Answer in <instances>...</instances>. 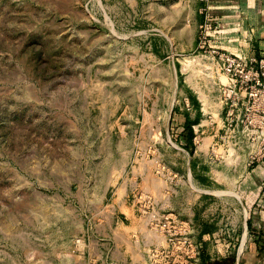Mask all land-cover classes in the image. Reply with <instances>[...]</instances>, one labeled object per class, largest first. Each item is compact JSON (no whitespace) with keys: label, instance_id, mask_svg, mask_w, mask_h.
Here are the masks:
<instances>
[{"label":"rangeland","instance_id":"1","mask_svg":"<svg viewBox=\"0 0 264 264\" xmlns=\"http://www.w3.org/2000/svg\"><path fill=\"white\" fill-rule=\"evenodd\" d=\"M219 25L191 0H0V264L235 257L225 184L186 171L223 126ZM187 198L194 224L159 210Z\"/></svg>","mask_w":264,"mask_h":264},{"label":"crops","instance_id":"2","mask_svg":"<svg viewBox=\"0 0 264 264\" xmlns=\"http://www.w3.org/2000/svg\"><path fill=\"white\" fill-rule=\"evenodd\" d=\"M191 4L197 10L204 7L217 17L220 25L215 35L217 38L215 46L220 50L245 55H264V0H191ZM221 129L220 126L217 129L205 128L204 143L195 144L193 150L190 148L186 163L189 180L195 181L197 176L195 173L199 172V167L203 166L206 170L204 176L209 182L225 184L226 191L220 194V198L225 201V209L220 211L221 215L223 214L221 224L227 223L231 214L235 221L233 230L236 234H240L235 244L237 246L235 257L227 258L231 254L229 253L230 244L220 239L214 250L216 254L212 255L211 261H226L225 264H230V260L234 264H264V160L248 166L247 151L244 149L241 154L235 153L231 157V152L220 143ZM215 146L218 147H216L217 152L222 157L219 159L220 164L202 165L201 162H197L201 158H208L211 148ZM172 191L174 193L173 189ZM125 210L131 212L133 218H136L134 209ZM159 210L175 213L194 224L196 209L189 198L184 201L181 209ZM227 225L224 226L226 229ZM207 236L209 237L208 234H204L203 237ZM152 243L150 239L147 240L148 246ZM115 261H122L124 264L133 262L130 255H125L122 259L115 257ZM140 264H147L142 255Z\"/></svg>","mask_w":264,"mask_h":264},{"label":"built area","instance_id":"3","mask_svg":"<svg viewBox=\"0 0 264 264\" xmlns=\"http://www.w3.org/2000/svg\"><path fill=\"white\" fill-rule=\"evenodd\" d=\"M211 27V23H206L204 30L207 32ZM209 55L222 101L220 143L231 152V157L246 150L248 166L260 163L264 160V56L215 48ZM219 74L226 78L225 83ZM194 140L196 143L197 137ZM216 147L211 148L214 154ZM215 156L222 158L217 153Z\"/></svg>","mask_w":264,"mask_h":264},{"label":"trees","instance_id":"4","mask_svg":"<svg viewBox=\"0 0 264 264\" xmlns=\"http://www.w3.org/2000/svg\"><path fill=\"white\" fill-rule=\"evenodd\" d=\"M224 262H226V261H224ZM224 262L217 261V260H215V261H209L208 258L205 255L202 256V264H223ZM230 264H234L232 262V260H230Z\"/></svg>","mask_w":264,"mask_h":264}]
</instances>
